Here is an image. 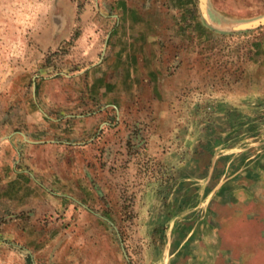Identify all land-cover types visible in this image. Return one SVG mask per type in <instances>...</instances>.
<instances>
[{
    "label": "rangeland",
    "instance_id": "obj_1",
    "mask_svg": "<svg viewBox=\"0 0 264 264\" xmlns=\"http://www.w3.org/2000/svg\"><path fill=\"white\" fill-rule=\"evenodd\" d=\"M262 16L264 0H206L205 12L201 0H0V264H170L166 221L139 214L144 193L169 192L150 151L191 132L198 147L220 127L239 132L248 109L215 124L222 101L257 106L264 123V25L236 29ZM130 39L161 86L119 119L90 95V71Z\"/></svg>",
    "mask_w": 264,
    "mask_h": 264
},
{
    "label": "crops",
    "instance_id": "obj_2",
    "mask_svg": "<svg viewBox=\"0 0 264 264\" xmlns=\"http://www.w3.org/2000/svg\"><path fill=\"white\" fill-rule=\"evenodd\" d=\"M133 40L110 48L103 63L90 71L95 74H90V95L104 98L105 106L115 108L119 119L140 107L146 86H161L155 59L132 49ZM232 106L249 111L243 114L249 121L239 132L220 127L205 135L201 147L192 132L184 138L172 135L171 147L161 149L160 144L150 151L165 165L169 192L163 200L155 189L144 193L140 198L145 211L139 214L146 221H166L170 264H264V134L257 133L264 123L256 117L257 106L226 101L215 106L218 112L213 122L218 123ZM101 115L80 122L77 134L92 131ZM174 140L184 142L185 150L176 148ZM233 140H250L254 150L248 151L247 146L235 152L236 146L229 145ZM199 148L208 157L202 165L195 159ZM10 197L3 193L1 201L8 203Z\"/></svg>",
    "mask_w": 264,
    "mask_h": 264
},
{
    "label": "water",
    "instance_id": "obj_3",
    "mask_svg": "<svg viewBox=\"0 0 264 264\" xmlns=\"http://www.w3.org/2000/svg\"><path fill=\"white\" fill-rule=\"evenodd\" d=\"M205 3H206V0H201V6L203 9V12H205ZM262 25H264V16L238 24L236 26V29H252V28L260 27Z\"/></svg>",
    "mask_w": 264,
    "mask_h": 264
},
{
    "label": "bare ground",
    "instance_id": "obj_4",
    "mask_svg": "<svg viewBox=\"0 0 264 264\" xmlns=\"http://www.w3.org/2000/svg\"><path fill=\"white\" fill-rule=\"evenodd\" d=\"M203 2V1H202Z\"/></svg>",
    "mask_w": 264,
    "mask_h": 264
}]
</instances>
